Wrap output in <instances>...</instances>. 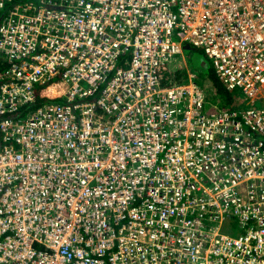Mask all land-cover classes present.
<instances>
[{"label":"built area","instance_id":"1","mask_svg":"<svg viewBox=\"0 0 264 264\" xmlns=\"http://www.w3.org/2000/svg\"><path fill=\"white\" fill-rule=\"evenodd\" d=\"M0 264H264V0H0Z\"/></svg>","mask_w":264,"mask_h":264},{"label":"rangeland","instance_id":"2","mask_svg":"<svg viewBox=\"0 0 264 264\" xmlns=\"http://www.w3.org/2000/svg\"><path fill=\"white\" fill-rule=\"evenodd\" d=\"M174 39H176L174 37ZM181 63V69L178 70L179 64ZM170 67H173L176 75L178 77L186 76L185 70L188 69L190 72H193L196 75L198 80L199 86L204 89L207 95V103L205 105L204 110H208L210 107L215 105L217 108H221L224 106H220V100L216 99L213 94V85L208 80V74L206 73L207 70L209 71L210 68H213L212 60L208 58L201 48L194 47L189 45V48L183 49L180 54L174 55L169 63ZM199 68H202V73H200ZM185 79V78H184ZM233 95L236 99L233 101L232 105H237L242 99V96L239 91H233ZM262 107V101L259 99H255L254 104L248 103L246 107Z\"/></svg>","mask_w":264,"mask_h":264},{"label":"trees","instance_id":"3","mask_svg":"<svg viewBox=\"0 0 264 264\" xmlns=\"http://www.w3.org/2000/svg\"><path fill=\"white\" fill-rule=\"evenodd\" d=\"M202 70V68H199V70ZM200 70V73H202ZM206 71V73L208 74V80L211 82V84L213 85V91L214 94L213 96L216 99H219L220 101V106H224V107H231L233 104V101L236 99V97L233 95V91H228L218 80V78L215 76L214 74V70L211 67L209 71ZM42 102V101H41ZM40 101L37 102L41 103ZM215 106V105H214ZM221 107V108H224Z\"/></svg>","mask_w":264,"mask_h":264},{"label":"water","instance_id":"4","mask_svg":"<svg viewBox=\"0 0 264 264\" xmlns=\"http://www.w3.org/2000/svg\"><path fill=\"white\" fill-rule=\"evenodd\" d=\"M184 48H185V49H186V48H189V45L186 44V45L184 46Z\"/></svg>","mask_w":264,"mask_h":264}]
</instances>
